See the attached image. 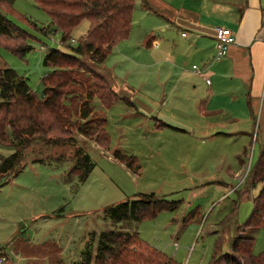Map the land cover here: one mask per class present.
<instances>
[{
  "label": "rangeland",
  "instance_id": "1",
  "mask_svg": "<svg viewBox=\"0 0 264 264\" xmlns=\"http://www.w3.org/2000/svg\"><path fill=\"white\" fill-rule=\"evenodd\" d=\"M181 1L174 3L180 6ZM13 10L7 16L30 34L32 49L20 57L11 45L1 44L0 68H13L42 96V77L52 70L43 63L46 52L70 50L67 44L80 40L89 22L72 31L75 41L63 42L61 32L52 31L48 13L34 0H15ZM163 20L146 10L143 0H135L130 34L121 42L123 53L115 46L99 65L120 86L127 85L135 103L121 99L105 108L94 96L93 117L108 120V148L78 133L77 146L33 143L24 151V170L0 177V247L13 264H74L84 258L89 242L91 264H96L99 234L110 229L138 232L178 264H208L216 248L230 251V239L248 219L253 197L261 188L252 186L250 178L259 142L251 133H236L233 122L217 124L207 132L189 128L215 123L219 117H247L251 110L245 98L227 95V89L220 88L224 95L210 101L214 112L201 115L200 103L211 93L210 87L193 82L198 69L193 62L174 64L172 52L186 55L187 49L181 46L177 27L161 31ZM46 27L48 32L42 30ZM150 34L161 41V49L145 45ZM7 131L11 133L9 127ZM76 147H83L95 165L85 181L72 173ZM116 150L126 155L123 161L114 158ZM12 152L0 146V156ZM151 192L179 201L178 208L140 221L113 223L105 218L106 207ZM241 233L254 237V255L264 252V226Z\"/></svg>",
  "mask_w": 264,
  "mask_h": 264
},
{
  "label": "trees",
  "instance_id": "2",
  "mask_svg": "<svg viewBox=\"0 0 264 264\" xmlns=\"http://www.w3.org/2000/svg\"><path fill=\"white\" fill-rule=\"evenodd\" d=\"M34 1L48 13L54 26L52 31H60L63 42L73 40L72 31L83 21H88L89 26L80 40L67 44L70 50L50 48L46 52L43 63L52 70L42 77V96L31 89L28 78L11 67L0 68V146L13 150L6 157L0 156V177L11 173L16 176L24 170L21 164L24 151L33 143L77 146L75 133H78L102 149L108 148V120L106 116L93 117L92 100L94 96L99 97L105 108L121 99L128 101L90 63L102 64L117 43L129 36L135 0ZM14 2L0 0V45H11L15 54L24 57L32 49L28 43L30 34L8 18V13H14ZM42 30L48 32L49 27ZM152 40L153 37L147 39L145 45L149 46ZM125 157L120 150L114 152L117 160L123 161ZM73 159L72 173L85 181L95 167L94 162L83 147H76ZM139 169L138 164L136 171ZM250 178L252 186L261 185L253 197L252 211L246 222L236 228L237 234L230 239V251L216 248L208 264H264V252L260 255L252 252L254 237L241 233L264 226V139ZM178 204L177 200L153 192L139 193L133 199L106 207L104 215L113 223L140 221L153 218L163 210L175 211ZM88 244L91 242L85 245L84 258L74 264L92 263ZM95 261L96 264H178L173 257L147 243L138 232L123 229L99 234Z\"/></svg>",
  "mask_w": 264,
  "mask_h": 264
},
{
  "label": "crops",
  "instance_id": "3",
  "mask_svg": "<svg viewBox=\"0 0 264 264\" xmlns=\"http://www.w3.org/2000/svg\"><path fill=\"white\" fill-rule=\"evenodd\" d=\"M143 6L162 16V32L175 30L176 27L179 29L181 46L186 47L187 53L176 55L172 52L174 64L178 60L185 61V64L193 62L192 67H198L193 72V82L203 81L210 87L211 93L200 103L202 116H210L214 112L209 109L210 101L218 95H224L223 90L219 91L220 88L227 89V95L245 98L250 107L251 113L247 117H219L215 123L210 119L209 125H193L189 129L193 132H196L195 128L207 132L218 127L217 124L224 126L233 122L232 128L237 127L236 133H251L253 141L259 142L260 147L261 140L264 139V0H182L180 6L174 0H143ZM217 27L229 28L236 36V43L219 60L216 59L214 49V32ZM184 32L186 36H182ZM150 37L153 40L148 47L161 49V41L153 34L148 35L145 42ZM122 41L116 45L120 46L121 54L124 49ZM163 42L169 44L167 40ZM165 61L169 62L166 56ZM90 65L106 76L117 93L126 97V103L135 104L126 90V84L120 86L112 73L99 65ZM207 79L210 83H207Z\"/></svg>",
  "mask_w": 264,
  "mask_h": 264
},
{
  "label": "built area",
  "instance_id": "4",
  "mask_svg": "<svg viewBox=\"0 0 264 264\" xmlns=\"http://www.w3.org/2000/svg\"><path fill=\"white\" fill-rule=\"evenodd\" d=\"M182 36H186V33H182ZM214 49L216 53V59H221L227 55L229 48L236 43V36L234 32L226 27H217L214 32ZM72 41H75L74 39ZM207 83L210 81L207 79ZM256 136V134H254ZM0 264H13L10 261L7 253L0 247Z\"/></svg>",
  "mask_w": 264,
  "mask_h": 264
}]
</instances>
